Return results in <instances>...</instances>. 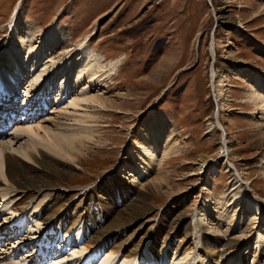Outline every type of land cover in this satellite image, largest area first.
Instances as JSON below:
<instances>
[{
    "label": "rangeland",
    "instance_id": "rangeland-1",
    "mask_svg": "<svg viewBox=\"0 0 264 264\" xmlns=\"http://www.w3.org/2000/svg\"><path fill=\"white\" fill-rule=\"evenodd\" d=\"M17 7L24 19L22 23L30 24L37 32L44 33L56 23L69 36L65 52L88 36L87 44L102 56L104 63L114 58L121 60L115 80L108 79L106 86L91 90V94L101 95L109 104L108 110L97 119L100 142L84 155L67 158L59 152L46 157L59 170L74 174L60 182L69 191L67 208L74 207L73 203L88 189L90 194L84 201L90 200L96 185L105 187L106 193L107 186L112 188L119 183L118 177L131 178L133 170L127 173L122 166L132 157V148L135 153L142 150L135 145L136 138L146 135L148 127L157 132L166 124L177 147L162 162L165 173L159 174L157 167L147 175L146 180L152 179L157 190L148 198L154 209L146 217L173 208L179 218L192 219L206 196L212 202L217 201L228 191L234 177L241 175L244 183H250L247 194L256 198L260 206L258 214H254L257 219L249 222V228L261 226L264 101H254L252 96L258 90L256 83L263 82L260 86L264 88V0H0L2 59L9 56L7 49L14 45L10 24ZM63 45L59 44L52 52ZM222 76L228 84L220 91L214 83L218 85ZM30 79L18 80L20 93ZM84 83L87 82L72 84L65 105L62 103L60 107L69 104V98L86 87ZM47 91L55 92V88L49 87ZM52 105L48 104L32 123L47 118L45 125L55 129V124L63 128L75 122L77 115L62 108L59 113ZM217 119L215 131H210V122ZM4 130L0 141L8 135L11 138L15 132ZM27 140L22 135L13 145L17 148ZM222 144L227 146L223 150ZM225 158L234 164L232 171L223 164ZM201 160H208L209 164L217 162L218 171L207 168L205 173L206 170L200 169ZM133 197L118 204L116 211L134 208L135 204L130 205ZM102 201L103 204H97L105 214L108 206L114 204L106 197ZM64 206L59 209L66 210ZM212 210L216 212V207ZM175 225L183 230L182 238L186 233L192 235L185 240L190 243L195 239L193 244L198 252L202 234L197 231L193 234L187 221ZM225 227L226 224L222 226ZM146 241L148 245L150 241ZM248 253L253 255L254 250L248 249Z\"/></svg>",
    "mask_w": 264,
    "mask_h": 264
},
{
    "label": "bare ground",
    "instance_id": "bare-ground-1",
    "mask_svg": "<svg viewBox=\"0 0 264 264\" xmlns=\"http://www.w3.org/2000/svg\"><path fill=\"white\" fill-rule=\"evenodd\" d=\"M23 20L17 7L10 24V40L14 45L8 47V57L0 56V97H5L0 98V108L16 112L11 116L14 126L6 124L5 128L6 131L12 129L14 134L0 141V264H264V221L257 228H249V222L257 219L254 214H258L260 206L256 198L247 194L246 187L250 183H244L241 175L234 177L228 191L217 201L212 202L206 196L192 219L179 218L173 208L161 215L156 211L154 216L146 217L154 209L148 198L157 190L152 179L146 180L147 175L157 167L159 174L165 173L162 162L177 147L166 124L157 132L154 127H148L146 135L136 138L135 145L142 150L135 153L132 148L129 164L122 166L127 173L133 170L131 178L118 177L119 183L112 188L107 186L106 193L105 187L94 186L92 197L96 200L91 197L84 201L90 189L82 191L84 193H79L81 196L73 203L75 206L66 207L69 191L60 182L74 174L59 170L46 157L59 152L67 158L84 155L93 144L100 142L97 119L108 110L109 104L101 95L91 94V90L106 86L108 79L115 80L121 60L114 58L104 63L102 56L87 44L88 36L65 52L69 36L56 23L40 33L30 24L22 23ZM61 43L64 45L60 51L52 52ZM2 71H5V79ZM21 77L23 81L25 77H32L23 93L17 85ZM83 81L87 82L86 87L82 85V91L78 90L79 93L69 98V104L60 107L68 99L72 84L77 86ZM227 84V78L222 76L220 83L214 86L221 91ZM261 84L263 82L256 83L254 101H264ZM49 87H54L55 92H48ZM50 102L54 111L65 110L77 115L75 122L63 128L55 124V129L45 125L47 118L33 124ZM18 104L19 111L16 110ZM214 120L209 124L210 131L217 127L218 119ZM4 126L0 123L1 138L6 133L4 128L3 132L1 130ZM22 135L28 140L15 148L13 144ZM225 146L222 144L221 149ZM230 151L228 147L227 153ZM209 163L201 160L200 169L206 170L205 173L207 168L218 171L217 162ZM223 164L233 170L228 158ZM104 197L114 204L108 206L105 214L97 204H103ZM130 197L133 199L129 203L135 207L116 211L117 205ZM61 205L67 209L60 210ZM183 221L190 223L193 234L199 232L203 236L198 252L193 244L195 239L190 243L185 240L192 235L186 233L182 238L183 230L175 225ZM224 224L226 227L222 228ZM244 248L254 250L253 255L247 254ZM36 256H39L37 260Z\"/></svg>",
    "mask_w": 264,
    "mask_h": 264
}]
</instances>
